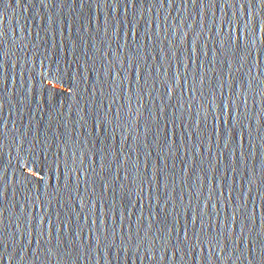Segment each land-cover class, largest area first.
<instances>
[{
	"label": "water",
	"instance_id": "water-1",
	"mask_svg": "<svg viewBox=\"0 0 264 264\" xmlns=\"http://www.w3.org/2000/svg\"><path fill=\"white\" fill-rule=\"evenodd\" d=\"M0 264H264V0H0Z\"/></svg>",
	"mask_w": 264,
	"mask_h": 264
}]
</instances>
